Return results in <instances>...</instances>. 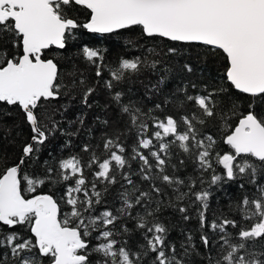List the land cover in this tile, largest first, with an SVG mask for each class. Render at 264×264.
Returning a JSON list of instances; mask_svg holds the SVG:
<instances>
[{"label":"snow or ice","instance_id":"snow-or-ice-1","mask_svg":"<svg viewBox=\"0 0 264 264\" xmlns=\"http://www.w3.org/2000/svg\"><path fill=\"white\" fill-rule=\"evenodd\" d=\"M136 27L139 55H65ZM189 49L223 76L166 91ZM6 109L29 135L0 150V264H264V0H0L5 139Z\"/></svg>","mask_w":264,"mask_h":264},{"label":"trees","instance_id":"trees-1","mask_svg":"<svg viewBox=\"0 0 264 264\" xmlns=\"http://www.w3.org/2000/svg\"><path fill=\"white\" fill-rule=\"evenodd\" d=\"M134 37L138 40L141 39V30L139 27H136L131 30H124L120 35L113 36L110 34H93L88 33L87 31H82L80 34V38L78 42H76L73 46H70L67 52L65 53L66 56L72 57L81 68H84V64L82 60L76 59V53L78 49L84 45L88 44L89 46H100L108 49L107 53V60L109 62H115L116 58L119 56H135L139 55L140 53L134 49H130L126 47V38ZM142 42V41H141ZM190 55L182 57L180 62L183 63L184 60H188L194 67V71L189 73H180L174 72L171 74L170 79L168 80L167 84L165 85V90H172L175 87L181 85V82L188 83L189 80L193 82L199 83L200 81L205 80H212L213 78H221L224 72V59L222 54L220 56H213L211 57L207 64L198 63L195 59L196 52L192 49L188 50ZM61 63L64 65L65 68L70 69L71 65L67 61L62 60ZM155 79V77H153ZM100 104L103 105L104 100L100 98ZM56 103V102H53ZM149 106H151L149 104ZM6 111L12 112L11 117H5L7 124H15L17 128L15 131L12 132L11 136L7 139L4 137L3 130H0V150L6 151L8 155L15 160L19 156V149L21 142L27 139L29 135V129L26 124L23 122V116L15 109H6ZM100 114V108H94L90 113L89 116L94 117L95 115ZM91 122V121H90ZM94 136H98L100 134V126L94 125ZM17 132L19 136H17ZM16 137L15 140L12 138ZM131 142V141H129ZM62 143V141H58L57 145ZM75 143H78L75 142ZM14 145V146H13ZM220 148L223 151H227V146L220 145ZM59 150V148H57ZM73 151H79L78 147H74ZM67 154V153H65ZM227 193L233 197H238L240 195V189L235 184H230L226 186ZM228 197L224 194L223 191L217 193V200L212 202V207H217V202L221 205L227 203ZM169 216L170 222L173 225H176L174 230L171 233V239L179 240L181 238L180 235V228H184L187 230L193 231L194 235L198 236V223L196 220L189 221L187 223H180L178 215H172L171 213L167 214Z\"/></svg>","mask_w":264,"mask_h":264}]
</instances>
